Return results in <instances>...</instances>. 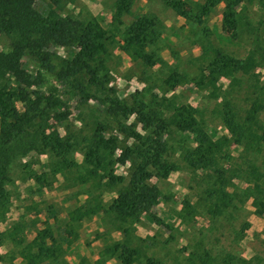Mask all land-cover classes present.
I'll return each mask as SVG.
<instances>
[{
  "label": "trees",
  "instance_id": "trees-1",
  "mask_svg": "<svg viewBox=\"0 0 264 264\" xmlns=\"http://www.w3.org/2000/svg\"><path fill=\"white\" fill-rule=\"evenodd\" d=\"M49 1L54 7L39 12L36 0H0V37L10 40L9 51L0 50V222L6 219L11 205V165L32 151L48 154L45 166L50 170L46 172L55 177L61 174L67 181L74 179V185H86L88 197L69 211L63 228L67 236L57 238L46 226L32 240L20 239L16 233L25 229L19 222L2 231L19 246L24 264H63L60 255L66 254L79 237L76 227L97 214L107 226L106 233L121 232L120 238H111L103 245L101 262L116 258L120 264H166L148 253L157 235L141 237L136 231L144 214L157 224H165L151 212L162 196L151 180L165 179L176 170L199 174L204 185L195 194L196 201H182L178 214L182 224L197 214L200 204L210 220H228L246 197H252L256 211L264 214V72L258 69L264 68V17L254 23L246 15L249 3L255 0H196L188 10L184 0H162L186 19L194 42L201 46L200 55L191 58L196 65L192 78L195 87L216 99L212 113L219 115L228 129L230 136L226 139L212 135L198 108L167 95L186 75L178 69H172L163 79L168 87L161 90L162 94L151 93L147 98V93L139 90L129 99L120 98L110 85L113 71L108 63L111 53L107 30L94 18L62 15L57 7L70 0ZM134 1H114L117 26L124 23L122 17L130 12ZM219 2L224 3L222 25L229 31L228 41L248 42L251 48L244 57L213 42V33L202 27V17ZM162 24L150 12L136 16L123 30L122 49L147 68L164 62L155 48L163 33ZM51 45L72 47V57L55 61ZM23 59L39 65L35 74L23 65ZM44 73L55 85L48 86ZM58 86L65 89L77 108L91 112L88 134L62 135L52 122L65 121L70 112ZM174 133L179 134V139L173 138L178 140L175 144L166 138ZM231 142L240 146L244 161L228 169L223 161L232 158ZM118 149L121 153L116 156ZM78 150L83 151L81 162L74 157ZM177 152L181 162L172 157ZM127 160L132 162L128 180L115 172L117 164ZM43 175L36 174L37 181L43 183ZM234 178H241L247 186L237 190ZM118 185L117 195L106 203L102 199L105 188ZM245 222L242 230L247 228ZM202 246V242L196 243L185 258L186 264H264L260 255L247 259L233 253L211 254Z\"/></svg>",
  "mask_w": 264,
  "mask_h": 264
},
{
  "label": "rangeland",
  "instance_id": "rangeland-1",
  "mask_svg": "<svg viewBox=\"0 0 264 264\" xmlns=\"http://www.w3.org/2000/svg\"><path fill=\"white\" fill-rule=\"evenodd\" d=\"M68 1V0H66ZM64 2L57 10L62 15H71L83 20L96 19L107 30L110 35L109 48L110 57L108 63L113 71V79L110 85L114 86L117 94L122 99H129L132 94L139 90L147 93L150 98L151 93L162 94L168 87L164 84L172 69H178L184 75L178 85L167 92L168 96L175 98L178 102L189 103L201 111L209 125L210 132L215 138L226 139L230 136L228 129L223 126L222 120L213 114L212 109L216 104V99L211 98L203 89L195 87L192 78L196 65L191 58L200 55L201 46L194 42L195 36L189 30L186 19L167 6L162 0H135L129 13L125 14L123 24L118 25L115 19V0H70ZM196 0H184V8L190 9ZM255 0L248 5L247 18L258 23L264 17V3ZM36 9L39 12H46L53 8L49 0H36ZM224 3H216L214 9L202 17V27L210 29L213 33L211 39L218 45L224 47L233 55L244 57L251 49L248 42L233 44L228 41L229 31L222 25V13ZM155 14L163 23V33L157 41L155 48L158 50L160 58L164 62L155 63L147 68L141 62L132 59L122 49L123 30L132 20L143 13ZM249 34L250 32H244ZM10 40L0 37V50L9 51ZM55 53V61L58 57L71 58L73 48L70 46L51 45ZM191 62V63H190ZM23 65L33 74L39 69V65L31 59H23ZM264 72V68H258ZM147 74H144L146 73ZM186 72V73H185ZM154 75L149 79L150 75ZM47 78L46 83L51 87L55 85L53 79L44 73ZM226 79H221L225 82ZM148 87V89H147ZM61 94L60 98L69 106V116L65 121L54 123L62 135L88 134L93 121V116L87 108H77L76 103L65 94V89L57 87ZM82 112V114H81ZM133 119L134 116H131ZM141 129V126H139ZM179 139V134L166 135L170 143L175 144ZM196 145V144H193ZM232 158L223 161L224 167L233 168L235 162L244 161L240 146L236 142H231L229 146ZM83 151L74 153L77 161L83 160ZM120 149L116 151V156L120 155ZM181 162L179 153L172 156ZM48 154L30 152L25 157L15 160L10 169V180L8 189L10 193L11 205L6 215V219L0 222V264L12 261L14 264H24V259L19 253V246L12 241L2 231L6 230L13 222L24 223L23 232H17L20 239L24 237L32 240L39 229L50 226L54 235L59 238L67 236L63 231L69 211L77 205L87 200V186L84 184L74 185V179L64 180L63 175L57 177L49 172L45 166L49 160ZM132 162L127 160L119 162L115 168L118 175L124 176L127 180L131 170ZM45 173L41 180L37 181L36 174ZM199 173V172H198ZM199 175V174H198ZM197 174L181 169L171 172L165 179L152 178L151 182L156 183L161 189L160 202L151 208L165 224H157L147 214L142 216L141 222L137 225L136 234L141 237H153L157 235L155 244L148 251L158 258L164 259L166 264H186L185 258L191 249H195L197 242H202L205 249L211 254L233 253L235 256H243L247 259L255 255L264 257V214H259L253 204L252 197H246L240 204V209L235 210L228 220L222 217L218 221L210 220L206 215V208L197 205V214L193 215L187 224H182L179 211L182 208V201L189 198L196 201V193L203 190L202 179ZM57 178V180H55ZM235 188L241 190L247 184L241 178H234ZM73 184V185H72ZM70 185L69 187H67ZM120 185L114 188L106 187L103 200L108 203L116 195ZM102 214V213H101ZM246 221L247 228L242 230V221ZM102 216L97 214L91 218L83 220L80 226L76 227L79 237L71 244L66 254H61L59 260L63 264H105L101 260L103 245L111 238L121 237L120 231L106 233L107 226L102 228ZM169 223V224H168ZM171 224V228L167 225ZM225 225V226H224ZM18 238V239H19ZM167 239L168 243L165 244ZM61 240V238H60ZM62 242V240L60 241ZM64 242V240H63ZM202 246V247H203ZM99 256V257H98ZM56 259L55 261H59ZM108 264H120L116 258H110ZM181 261V262H180Z\"/></svg>",
  "mask_w": 264,
  "mask_h": 264
},
{
  "label": "crops",
  "instance_id": "crops-1",
  "mask_svg": "<svg viewBox=\"0 0 264 264\" xmlns=\"http://www.w3.org/2000/svg\"><path fill=\"white\" fill-rule=\"evenodd\" d=\"M101 224H102V228H104V226H105V223L103 222V221H101ZM106 227V226H105ZM106 230V229H105ZM100 252V251H99ZM99 257V256H98ZM110 262V260L108 261H104L103 263H105V264H108Z\"/></svg>",
  "mask_w": 264,
  "mask_h": 264
}]
</instances>
